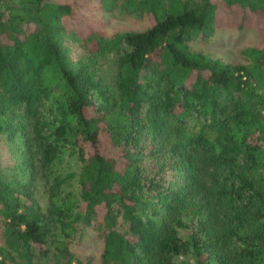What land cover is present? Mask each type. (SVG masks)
Instances as JSON below:
<instances>
[{
    "label": "trees",
    "instance_id": "1",
    "mask_svg": "<svg viewBox=\"0 0 264 264\" xmlns=\"http://www.w3.org/2000/svg\"><path fill=\"white\" fill-rule=\"evenodd\" d=\"M223 27L257 33L239 60L188 48ZM2 136L21 168L0 167V264H264V0H0Z\"/></svg>",
    "mask_w": 264,
    "mask_h": 264
},
{
    "label": "rangeland",
    "instance_id": "2",
    "mask_svg": "<svg viewBox=\"0 0 264 264\" xmlns=\"http://www.w3.org/2000/svg\"><path fill=\"white\" fill-rule=\"evenodd\" d=\"M96 15L99 19L104 21L106 30L109 32L136 30L140 31L146 28L149 24L145 15H124L117 12H106L98 10ZM257 33L254 29H237L235 27H223L216 30L208 38L200 36L193 38L188 42V48L193 51H201L212 56L218 57L226 62H235L240 59V52L243 48L253 45L257 39ZM73 48L80 49L75 45ZM78 54V51H75ZM100 74L104 80L113 84L115 73L114 56L107 58L100 66ZM18 138L8 140L5 136L0 138V167L6 175H20V162L18 154L16 153V146ZM70 149L66 148L60 155L61 160L58 161L54 167L56 171L65 175L68 172L78 171L79 162L70 154ZM20 179H25L24 172L21 173ZM37 196L43 206H48V186L49 183L44 182L43 179L38 178ZM78 187L77 179H67L64 183L63 192L76 191ZM86 232L81 238L79 245V252L81 256L93 254L98 256L102 244L94 237L90 229H84Z\"/></svg>",
    "mask_w": 264,
    "mask_h": 264
}]
</instances>
